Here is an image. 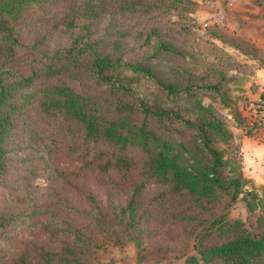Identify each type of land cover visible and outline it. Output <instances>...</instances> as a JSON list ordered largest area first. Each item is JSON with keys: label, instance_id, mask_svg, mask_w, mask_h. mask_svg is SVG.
<instances>
[{"label": "trees", "instance_id": "1", "mask_svg": "<svg viewBox=\"0 0 264 264\" xmlns=\"http://www.w3.org/2000/svg\"><path fill=\"white\" fill-rule=\"evenodd\" d=\"M55 4L61 5V16L42 34L44 7ZM162 5L165 0H0V183L8 137L31 106L55 129L54 135L68 140L66 148L76 160L72 173L112 171L115 181L127 180L135 193L152 183L161 188V201L165 197L172 206H187L190 215L184 220L198 231L193 239L197 256H188L185 264H264V189L261 195L245 190L249 181L216 147L233 137L225 118L196 93L218 94L220 84L200 85L193 73L183 76L176 70L175 80L166 82L165 67L155 62L167 49L159 29L144 28L140 49L151 47V55L125 59L123 37L133 29L131 22L112 26L115 15L137 20ZM105 19L108 24L97 32ZM48 31L68 43L50 52L43 47ZM137 38L140 42L141 33ZM219 76L225 81L223 73ZM139 81L154 83L164 99L176 101L152 103L138 93ZM235 118L246 135L243 109ZM49 151L46 144L42 152ZM240 196L249 215L260 210L259 233L240 221L229 222L226 213L205 219L196 215V210H212L223 202L228 208ZM129 210L132 216L134 209ZM9 217L0 215V228ZM213 234L217 242H209Z\"/></svg>", "mask_w": 264, "mask_h": 264}, {"label": "rangeland", "instance_id": "2", "mask_svg": "<svg viewBox=\"0 0 264 264\" xmlns=\"http://www.w3.org/2000/svg\"><path fill=\"white\" fill-rule=\"evenodd\" d=\"M162 6L137 20L115 15L112 26L131 22L133 28L123 37L125 59L151 55V47L140 48L144 28L156 27L167 48L155 60L157 67H165V81H174L172 71L176 70L183 76L193 73L200 85L220 84V93L197 90V96L225 118L232 135L243 131L236 112L262 93L252 79L264 64V4L255 0H165ZM49 8L45 6L42 12V34L62 13L60 4ZM107 24L103 20L97 32ZM140 33L143 40L139 42ZM48 34L43 47L50 52L68 43L57 32ZM135 87L152 103L176 101L164 99L154 83L139 81ZM16 122L8 137L7 167L0 183V215L12 217L0 228V264L20 260L25 264H185L188 256H197L193 239L198 229L184 220L190 215L186 205L172 206L165 197L161 201V188L152 183L135 193L132 183L123 178L115 181L112 171L72 173L76 160L75 153L66 148L68 140L54 135L55 129L47 127L31 106ZM232 140L216 147L242 173L240 151ZM46 144L50 151L43 154ZM263 189L250 182L245 187L259 195ZM224 203L212 210H196V215L205 219L226 213L229 222L240 221L248 231L259 233V209L249 215L241 196L228 208ZM129 207L134 209L132 216ZM182 211L187 214L180 215ZM218 239L217 234L208 237L209 242Z\"/></svg>", "mask_w": 264, "mask_h": 264}, {"label": "crops", "instance_id": "3", "mask_svg": "<svg viewBox=\"0 0 264 264\" xmlns=\"http://www.w3.org/2000/svg\"><path fill=\"white\" fill-rule=\"evenodd\" d=\"M254 76L252 81L254 80L259 86L258 90L262 92L264 90V67H258ZM255 96L256 94L253 97ZM232 143L239 148L244 178L255 187L264 186V134L256 138L245 135L243 131H235Z\"/></svg>", "mask_w": 264, "mask_h": 264}, {"label": "built area", "instance_id": "4", "mask_svg": "<svg viewBox=\"0 0 264 264\" xmlns=\"http://www.w3.org/2000/svg\"><path fill=\"white\" fill-rule=\"evenodd\" d=\"M243 115L246 118V135L257 138L264 134V90L244 106Z\"/></svg>", "mask_w": 264, "mask_h": 264}]
</instances>
